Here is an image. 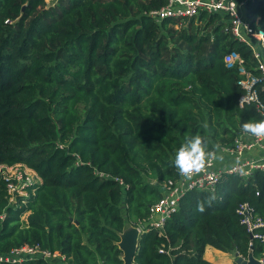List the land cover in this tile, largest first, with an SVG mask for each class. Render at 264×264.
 <instances>
[{"label":"trees","instance_id":"obj_1","mask_svg":"<svg viewBox=\"0 0 264 264\" xmlns=\"http://www.w3.org/2000/svg\"><path fill=\"white\" fill-rule=\"evenodd\" d=\"M241 1L264 36V0ZM165 2L0 0V166L23 164L41 179L23 205L7 203L0 181V255L39 245L66 264H123L121 236L179 177L172 161L185 136L223 147L264 119L238 106L243 77L223 56L238 53L254 74L256 62L228 17L149 16ZM254 88L264 103L262 83ZM242 203L264 220V172L224 173L214 192L186 193L162 235L140 234L134 264H211L206 246L258 258L264 241L240 223Z\"/></svg>","mask_w":264,"mask_h":264},{"label":"built area","instance_id":"obj_2","mask_svg":"<svg viewBox=\"0 0 264 264\" xmlns=\"http://www.w3.org/2000/svg\"><path fill=\"white\" fill-rule=\"evenodd\" d=\"M244 1L241 0H166L165 5L151 11L149 16L156 21L163 19H179L185 21L198 16L200 13H216L228 17L229 32L231 36L245 44L251 51L256 62L255 71L252 73L244 67L243 59L234 51L223 56L227 68L237 67L238 73L243 77L238 85L244 94L238 100V106L247 104L255 105L257 112L264 116V103L259 99L254 88L262 83L264 88V36L252 29L245 19ZM221 154L228 163L209 158L204 173L186 181L182 176L176 180H167L161 184V197L149 207L146 219L139 222L136 228L139 233L154 229L162 235L164 225L178 210L179 201L190 191L214 192L224 173L235 174L242 179H248L254 172H264V140L249 138L243 133L237 136L230 145L220 147ZM103 177V174H99ZM0 181L6 187V200L9 205H23L30 196L27 190L41 182L37 173L23 164L0 166ZM122 185V183L120 182ZM33 192V189H32ZM236 213L240 223L246 227L251 239L264 241V220L254 214L253 208L248 203L240 204ZM3 214L0 219H3ZM251 245V243H250ZM163 252V250H159ZM244 259V258H243ZM41 260L45 264H66V257L42 249L39 245L22 246L11 250L5 255H0V262L21 263L22 261ZM258 264H264V254L255 258Z\"/></svg>","mask_w":264,"mask_h":264},{"label":"clouds","instance_id":"obj_3","mask_svg":"<svg viewBox=\"0 0 264 264\" xmlns=\"http://www.w3.org/2000/svg\"><path fill=\"white\" fill-rule=\"evenodd\" d=\"M241 132L249 138L264 140V119L243 123ZM209 158L223 162L220 145L210 147L207 139L200 134L189 135L185 136L184 143L177 149L172 166L186 181H192L206 171ZM215 199V195H210L206 201L198 202L197 211L203 213L205 203L211 206Z\"/></svg>","mask_w":264,"mask_h":264},{"label":"water","instance_id":"obj_4","mask_svg":"<svg viewBox=\"0 0 264 264\" xmlns=\"http://www.w3.org/2000/svg\"><path fill=\"white\" fill-rule=\"evenodd\" d=\"M140 238L139 230L131 225L127 226L118 243V247L122 252L123 264H134V259L138 250V242ZM251 238V235H250ZM237 264H258L255 258L249 254L246 259L234 255Z\"/></svg>","mask_w":264,"mask_h":264},{"label":"crops","instance_id":"obj_5","mask_svg":"<svg viewBox=\"0 0 264 264\" xmlns=\"http://www.w3.org/2000/svg\"><path fill=\"white\" fill-rule=\"evenodd\" d=\"M223 162L221 164L228 163V160L223 157ZM203 259L211 264H237L233 254L221 252L211 246L205 247Z\"/></svg>","mask_w":264,"mask_h":264},{"label":"rangeland","instance_id":"obj_6","mask_svg":"<svg viewBox=\"0 0 264 264\" xmlns=\"http://www.w3.org/2000/svg\"><path fill=\"white\" fill-rule=\"evenodd\" d=\"M57 0H46V6L51 7L54 6ZM219 163H224V162H219Z\"/></svg>","mask_w":264,"mask_h":264}]
</instances>
